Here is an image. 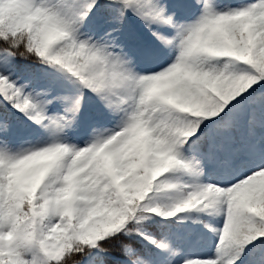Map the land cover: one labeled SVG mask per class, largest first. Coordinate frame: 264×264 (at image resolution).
<instances>
[{
    "label": "snow or ice",
    "instance_id": "snow-or-ice-1",
    "mask_svg": "<svg viewBox=\"0 0 264 264\" xmlns=\"http://www.w3.org/2000/svg\"><path fill=\"white\" fill-rule=\"evenodd\" d=\"M0 264H264V0H0Z\"/></svg>",
    "mask_w": 264,
    "mask_h": 264
}]
</instances>
